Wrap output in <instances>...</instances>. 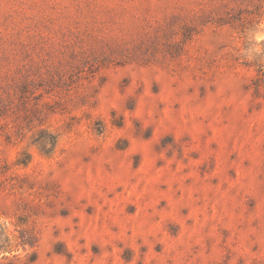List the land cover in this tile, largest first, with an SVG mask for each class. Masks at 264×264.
<instances>
[{
    "label": "rangeland",
    "instance_id": "rangeland-1",
    "mask_svg": "<svg viewBox=\"0 0 264 264\" xmlns=\"http://www.w3.org/2000/svg\"><path fill=\"white\" fill-rule=\"evenodd\" d=\"M264 0H0V264H264Z\"/></svg>",
    "mask_w": 264,
    "mask_h": 264
},
{
    "label": "trees",
    "instance_id": "trees-1",
    "mask_svg": "<svg viewBox=\"0 0 264 264\" xmlns=\"http://www.w3.org/2000/svg\"><path fill=\"white\" fill-rule=\"evenodd\" d=\"M259 82H260V83H264V74H262V76L260 77Z\"/></svg>",
    "mask_w": 264,
    "mask_h": 264
}]
</instances>
